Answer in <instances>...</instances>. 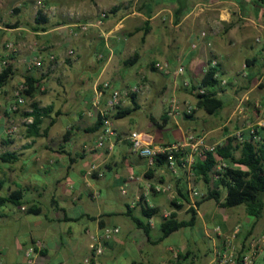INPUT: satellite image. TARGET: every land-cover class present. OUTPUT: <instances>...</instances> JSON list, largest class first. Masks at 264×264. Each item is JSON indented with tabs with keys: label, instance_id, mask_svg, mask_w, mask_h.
I'll use <instances>...</instances> for the list:
<instances>
[{
	"label": "crops",
	"instance_id": "obj_1",
	"mask_svg": "<svg viewBox=\"0 0 264 264\" xmlns=\"http://www.w3.org/2000/svg\"><path fill=\"white\" fill-rule=\"evenodd\" d=\"M24 1L25 7L37 11L30 24L16 17L18 26L10 28L14 33L8 37L22 43L9 56L15 75L0 88V179L5 181L0 194L23 189L24 204L7 203L1 208L0 264H29L26 252L36 243L41 247L34 264H79L90 254L93 237L105 227L118 226L120 232L125 227L127 235L143 230L134 217L150 224V237L145 233L149 241L162 240V215L176 208L169 194L143 193L151 184L170 183L177 204L185 205L177 210L179 218L188 219V176L183 169L175 175L167 164L151 165L149 158L132 150L129 135L133 130L143 131L156 146L181 141L190 131H203L209 142L224 143L237 131L247 136L251 125L264 127V107L256 106L264 98V0ZM41 3L56 12H43L48 22L39 26L35 19ZM70 5L74 12L67 15ZM102 11L106 16L98 24ZM79 24L88 27L81 30ZM204 31L207 35L202 37ZM98 45L105 53L99 52ZM69 49H74L75 56H68ZM5 53L0 47V56ZM51 53L56 54L54 60ZM144 57L146 67H139ZM179 57L186 67L184 75L175 72ZM37 58H41L40 65L34 64ZM167 60L169 73L156 67ZM211 68L217 71L220 84L216 91L224 107L204 127H187L183 118L189 116L169 115L168 102L177 97L196 105L197 96L183 82L188 79L199 86ZM26 75L38 79V89L28 101L52 108L42 124L46 135L29 136L28 126H21L25 107L8 111L14 90ZM223 79L227 85L221 84ZM105 82L111 87H104ZM139 83L146 85L144 92L125 94ZM112 88L124 92L120 108H137L122 118L113 112L117 135L100 146L104 126L98 124L99 111L106 106ZM125 118L129 121H120ZM12 122L19 127L8 133ZM194 182L200 190H207L202 180L195 178ZM146 204L158 208V213L147 218ZM30 207L39 212H28ZM200 208L198 219L205 222ZM113 217L124 224L114 222ZM159 230V238L153 240L152 233ZM263 230L264 223L260 231L241 237ZM116 235L106 242L105 250L125 243ZM74 240L87 250L78 260L69 257ZM132 243L141 250L138 240ZM180 253V264H188L185 253ZM102 257L99 264H108ZM142 262L132 259L131 264Z\"/></svg>",
	"mask_w": 264,
	"mask_h": 264
},
{
	"label": "built area",
	"instance_id": "obj_2",
	"mask_svg": "<svg viewBox=\"0 0 264 264\" xmlns=\"http://www.w3.org/2000/svg\"><path fill=\"white\" fill-rule=\"evenodd\" d=\"M40 8L47 15L55 14L56 10L52 7H47L45 4L41 3ZM106 16V11L101 12V18L98 21V24L102 23L103 18ZM81 28V30H86L88 24H79L76 25ZM76 27L72 30V33L76 32ZM207 32H202L201 36L205 37ZM6 53L3 57H0V70L10 64V53L18 50V46L13 41H8L6 43ZM193 47H196V44H193ZM68 56H75L74 49H69L67 51ZM56 58L55 53L50 54V59L54 60ZM179 63L176 67L175 72L178 75H184L186 72V67L183 64L181 57L178 59ZM41 58H37L34 61L35 65L41 64ZM216 61H213V65H216ZM156 67L165 72L169 73L171 70L170 62L163 61L156 64ZM228 81L226 79L221 80L222 85H227ZM184 86L192 89L194 95L207 93V88L199 85L193 86L188 79H185L183 82ZM104 87H111L109 82L103 83ZM146 85L144 83H139L130 87L125 94L127 93H142L146 90ZM28 89V84L25 80L21 81L14 90V100L8 107L10 113L20 111L25 107L26 113L21 121V124L26 126L31 125L34 122L33 107L32 102H29V97L26 95V90ZM124 92L117 88H112L111 95L107 101L105 107L101 108L99 111V116L102 118L104 130L100 138L99 145H104V141L109 137L116 136L117 132L112 125V114L117 111L121 105L122 97ZM256 106L259 108L264 107V98L262 101L257 102ZM196 110V105L191 102L180 101L177 97L171 98L168 102L167 113L169 115H180V114H193ZM19 125L15 122H12L8 128V133H13L18 129ZM262 126L251 125L249 127V132L254 135V139L257 142H264V136L258 131L261 130ZM235 137L240 142L245 140V135L243 131H237ZM129 139L131 141L132 150L140 156L149 158L151 165L156 164V160L160 156H165V164L171 169V171L178 175L180 169H183L188 176V192L190 197L189 206H193L198 209L197 201L201 199L205 192L196 187L195 179V170L194 165L198 156H204L207 152H215L216 148L219 145H222V142H209L207 132H198L190 131L183 140L168 143V144H159L152 145L151 142L147 139L146 134L140 130H133ZM226 162L222 159L218 160V163L215 167V171L223 170L226 167ZM96 166L93 165L92 169H95ZM219 177L218 174H213V181ZM213 186V182H212ZM123 192H126V189H123ZM152 192L157 193H166L169 194L171 201L177 199V195L173 191V186L170 183L157 182L151 184L147 187V190L143 193L144 196L150 195ZM141 197H139L140 199ZM171 212L165 211L163 213V220L169 218ZM153 224V223H152ZM120 232V227L118 226H107L103 229L101 234H98L93 237V240L90 244L91 252L86 256L79 264H99V258L104 253L105 244L107 241L112 239L116 234ZM216 232L218 235V242L215 244L214 248L211 251V256L207 261H199L196 256H187L188 264H264V230L260 233H252L246 238L241 237V227L236 225L231 233H224L221 231V228L217 226ZM40 243L31 245L28 247L26 255L28 258L29 264H34L35 256L40 249ZM182 261V255L180 252H174L173 257L168 260H162L156 264H180ZM64 264V263H59ZM140 264H150L147 262H142Z\"/></svg>",
	"mask_w": 264,
	"mask_h": 264
},
{
	"label": "trees",
	"instance_id": "obj_3",
	"mask_svg": "<svg viewBox=\"0 0 264 264\" xmlns=\"http://www.w3.org/2000/svg\"><path fill=\"white\" fill-rule=\"evenodd\" d=\"M48 22V18L39 11L36 14L35 23L39 26ZM19 23L11 27L18 26ZM40 28V27H38ZM127 64H132L128 61ZM216 69L211 68L205 74L201 86L207 88V93L199 94L197 96L196 106L202 108L210 114H218L224 107V101L218 96L216 88L219 86L220 81L215 77ZM15 75L14 65L10 63L0 70V88L7 85ZM25 81L28 84L26 95L34 97L38 89V79L33 75H26ZM135 95V93H134ZM33 107L32 114L34 115V122L28 126V135L38 137L46 135L47 129L42 130L44 117L52 112L51 107H41L38 102L32 101ZM136 105L127 108H118L115 114L116 118H122L136 109ZM29 114L28 112L26 113ZM186 116L193 117V114H186ZM151 120L156 122V119L151 116ZM53 122V121H52ZM98 124H103L102 118L99 116ZM264 136V127L258 131ZM222 159L226 162V167L223 170L215 171L218 160ZM4 160H10L4 157ZM165 164V156H160L156 160V166ZM196 180H202L207 185L205 195L197 201L198 208L203 202L209 199H215L222 207H234L241 204L246 206L247 212L260 218L264 212V142H257L254 135L248 132L245 140L240 142L237 137L231 136L222 145L216 148L215 152H207L204 156H198L194 165ZM218 174L219 177L214 179L213 174ZM213 182V186H212ZM5 181L0 179V191L3 189ZM224 199L222 200L223 194ZM24 191L18 189L9 195L0 194V211L1 208L7 203H13L21 206L24 204ZM188 202L189 199H188ZM176 208L169 218L161 223V230L163 233L162 238L170 236L173 232L186 226H194L198 219V209L189 206L188 219L179 218L177 210L182 209L184 204H177L173 201ZM159 211L156 207H150L148 204L143 208L144 215L147 218L152 217ZM30 213L39 212L38 209L30 207ZM135 223L142 228L145 233L150 237V224L145 221L133 218ZM182 255V254H181ZM190 255V252L185 253L184 257Z\"/></svg>",
	"mask_w": 264,
	"mask_h": 264
},
{
	"label": "rangeland",
	"instance_id": "obj_4",
	"mask_svg": "<svg viewBox=\"0 0 264 264\" xmlns=\"http://www.w3.org/2000/svg\"><path fill=\"white\" fill-rule=\"evenodd\" d=\"M72 7V5L67 7L69 10L67 11V15H69L70 12H74V8ZM16 8L19 10L16 11ZM35 11H37L35 8L25 7L24 0H0L1 49L6 52L7 48L5 45L8 41H13L19 47V44L22 43L20 39H15L13 36L8 37L9 33H14L10 28L15 24L14 21L16 17H21L23 23L30 24L33 21ZM101 46L102 45H98L99 52L105 53V50H103ZM81 64L82 63H80V65ZM139 67H146V57L140 61ZM193 104L195 105V103ZM196 112L197 116L195 118H183V123L186 124L187 127L202 128L205 126L207 120L211 121V119L217 117L216 114L209 115L204 109L197 107ZM120 121L128 122L129 120L125 118ZM22 125L23 124H21V126ZM202 191L206 193L205 189H202ZM224 196L225 193L223 194L222 200ZM104 202L106 203V200ZM200 211L203 217H205V222L203 218H200L194 226L180 228L178 231L158 242L149 241L143 230H138L136 233L127 235V229L123 225L124 228L116 237L120 240H124L125 243L122 244L117 242L113 247L106 248L105 254L101 257L107 260L108 264H131L132 259L153 264L157 261L172 258L174 252L182 251L185 253L188 250L191 256H196L199 261H207L211 256V251L215 246V242L218 241L216 232L217 226L221 228L222 232L231 233L233 228L238 225L241 227V235H245L249 231H260L261 225L264 223V212L260 218H257L247 212L244 204L234 207H222L215 199H209L202 203ZM185 216L189 218L190 213H186ZM125 218L130 220L129 217ZM113 221L124 224L122 219H117L115 217H113ZM160 234L161 230L155 231L152 233V239H158ZM132 239L138 240V245H142L141 250L132 243ZM73 247L74 248H72V251L69 253L70 259L78 260L87 254V250L84 249L79 240L73 241Z\"/></svg>",
	"mask_w": 264,
	"mask_h": 264
}]
</instances>
